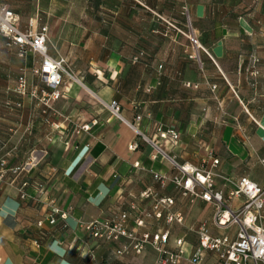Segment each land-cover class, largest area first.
<instances>
[{"label": "crops", "instance_id": "crops-1", "mask_svg": "<svg viewBox=\"0 0 264 264\" xmlns=\"http://www.w3.org/2000/svg\"><path fill=\"white\" fill-rule=\"evenodd\" d=\"M32 4L42 13L39 27L49 28V56L65 58L84 86L69 83L62 97H49L32 72L41 57L19 58L0 34V88H14L27 70L26 95L0 94V264H160L151 245L137 253L126 238L96 239L83 227L123 212L139 237L168 232V251L183 239L192 253L202 224L212 236L235 240L236 225H214L212 204L155 178L177 171L153 158V147L128 123L149 137L158 126L178 131L176 144H162L166 152L181 165L213 169L226 198L232 186L224 178L262 185L264 0L0 1L21 27L34 16ZM183 6L212 56L201 52L202 67L187 53ZM164 198L174 204L157 218L154 205ZM243 202L229 199L233 209ZM169 213L181 221L167 222ZM124 247L128 253L117 255ZM214 260L208 253L206 264Z\"/></svg>", "mask_w": 264, "mask_h": 264}, {"label": "built area", "instance_id": "built-area-1", "mask_svg": "<svg viewBox=\"0 0 264 264\" xmlns=\"http://www.w3.org/2000/svg\"><path fill=\"white\" fill-rule=\"evenodd\" d=\"M184 14L187 21V32L184 33L190 42L187 51L190 59L195 60L202 67L201 52H205L212 58L211 54L200 43L195 29L190 19V11L185 8ZM40 16L36 13L31 17L25 27L19 25V17L7 6H0V34L7 39V47L14 50L19 58H25L29 52L36 53L41 57V62L32 72L40 78L42 83L50 89L49 97L58 99L63 96L67 84H79L84 86L82 78L71 67L69 62L62 57L54 58L49 56L48 49L50 35L48 26L39 27ZM259 62L258 58H253L254 68ZM257 74V70H253ZM18 93H27V70L25 67L20 69L17 77ZM108 107L113 114L120 117V106L117 101H112ZM141 116L135 118L139 122ZM142 138L144 142L151 145L154 149L153 158L158 155L167 159L176 169L177 173L168 178L155 175L161 180L162 185L166 180H171L177 187L184 190V194H191L194 197L212 204L215 207L214 225L218 228H227L236 225L238 231L235 240L227 236H212L208 227L202 224L197 234L199 246L189 255L183 239L176 242L175 251H168L163 247L167 242L168 232L163 234H144L141 237L128 230V217L126 212L108 221L94 220L83 224V227L96 239L105 241H119L122 238L130 240V246L137 253H141L147 245L153 246L159 254L160 264H180L182 260L188 259L192 264H206L208 253H212L215 260L211 264H264V181L262 185L252 182L248 178H241L238 181H231L224 178L232 186L228 198L223 191L215 188V178L218 175L213 169H198L187 165H181L174 156L168 154L162 144H176L180 139V133L173 129H164L158 126L154 137H149L141 133L135 123H128ZM88 130V126L82 127ZM219 163L214 160L213 167ZM136 166L138 164L136 163ZM18 169L14 170L17 172ZM233 197H243L244 202L236 209L230 207L229 199ZM21 198H26V193L21 188ZM174 204L172 198L159 200L155 205V217L162 218L163 209H168ZM55 213H58L57 211ZM65 214H61L62 219ZM181 221V218L168 214L167 222L173 220ZM56 217H50L49 222L55 224ZM41 226L42 223H39ZM142 225V222H138ZM128 247H124L117 252V255L127 254ZM188 255V256H187Z\"/></svg>", "mask_w": 264, "mask_h": 264}, {"label": "rangeland", "instance_id": "rangeland-1", "mask_svg": "<svg viewBox=\"0 0 264 264\" xmlns=\"http://www.w3.org/2000/svg\"><path fill=\"white\" fill-rule=\"evenodd\" d=\"M2 1V0H0ZM68 10V12L71 10V8H66ZM80 10V9H79ZM189 11H190V8H189ZM37 12H39V14L42 16V13L39 11L38 7L34 4H32L30 7H28V15L30 14L31 15H35ZM190 19H191V22H192V26L193 28L196 30L195 28V24H194V21L192 19V16H191V11H190ZM44 16H46L44 14ZM187 26V24H186ZM6 91V92H5ZM0 94H6V95H16V96H23V95H26V94H21V93H18V90H17V85H15V87H10V88H0ZM16 107L17 108H21L22 105L20 102H17L16 103Z\"/></svg>", "mask_w": 264, "mask_h": 264}, {"label": "trees", "instance_id": "trees-1", "mask_svg": "<svg viewBox=\"0 0 264 264\" xmlns=\"http://www.w3.org/2000/svg\"><path fill=\"white\" fill-rule=\"evenodd\" d=\"M185 8H188L189 9V7L188 6H183L182 7V15L185 17V33L187 32V26H186V24H187V21H186V16H185V14H184V10H185Z\"/></svg>", "mask_w": 264, "mask_h": 264}]
</instances>
